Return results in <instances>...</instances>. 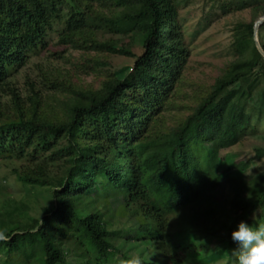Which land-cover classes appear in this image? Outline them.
<instances>
[{
  "label": "trees",
  "instance_id": "1",
  "mask_svg": "<svg viewBox=\"0 0 264 264\" xmlns=\"http://www.w3.org/2000/svg\"><path fill=\"white\" fill-rule=\"evenodd\" d=\"M92 4L109 16L96 13ZM227 6L251 11L249 22L234 26L235 58L183 113L172 100L188 52L177 0H0V160L26 159L22 170H12L17 181L47 189L53 200L39 217L30 216L27 204L0 206V222L19 225L1 240L11 260L4 264H68L72 247L78 263L93 254L97 264H107L117 254L115 241L124 236L105 229L94 199L106 202L111 196L120 199L124 221L137 223V241L162 245L168 217L178 210L209 223L217 213L227 228V245L218 254L230 256L238 248L231 232L240 221L264 223V182L255 186L260 177L264 181V171L242 181L230 199L216 192L224 180L240 179L250 164L221 159L219 152L264 123V58L253 40L264 0H230ZM56 23H62L58 36L64 44L134 57L132 73L111 72L97 89L56 86L69 95L57 110L43 108L33 90L25 104L12 76L44 48ZM98 29L129 36L141 54L100 42ZM257 39L264 51V22ZM5 95L9 107L2 103ZM172 110L178 115L167 124L164 115ZM263 156L256 151L257 158ZM94 191L103 193L95 197Z\"/></svg>",
  "mask_w": 264,
  "mask_h": 264
},
{
  "label": "rangeland",
  "instance_id": "2",
  "mask_svg": "<svg viewBox=\"0 0 264 264\" xmlns=\"http://www.w3.org/2000/svg\"><path fill=\"white\" fill-rule=\"evenodd\" d=\"M230 0H177L178 24L180 26L182 41L187 52L185 64L181 72L180 81L175 86L172 97L175 105L184 108L187 113L197 103L198 99L219 78L225 67L233 61L235 54L232 49L234 41V26L240 22H249L251 11L249 8L232 9L227 6ZM92 7L99 15L109 16L108 10L100 8L97 4ZM67 8L64 7V11ZM62 23L54 24L48 32L46 45L40 47L29 55L26 65L17 73L13 74L11 82L17 87V91L28 105L27 97L34 95L40 99L43 108L57 110L60 102L68 95L56 89V86H67L70 90L90 86L94 89L111 72L123 77L132 73L134 57L109 53L106 50H94L84 44H64L59 41L58 32ZM96 38L100 42H112L118 48L128 47L131 52L138 56L142 52L140 45L133 43L127 35L99 30ZM134 71V70H133ZM264 85V84H263ZM257 99V98H256ZM2 103L10 106L8 95L2 97ZM176 110L164 115V121L171 124ZM255 133H250L242 143L219 152L221 159H229L235 164L250 162L249 167L236 181L226 179L217 189V195L222 198H232L235 190L240 188L242 181L250 180L264 171V156L259 159L256 151L264 152V123L256 125ZM26 159L0 160V206L7 201L30 205V216L39 217L41 208L51 206L53 200L45 188H30L19 183L13 173V169L22 170ZM263 178L256 181V189L263 185ZM102 191H94L96 197ZM108 193L107 195H110ZM106 196V195H105ZM112 197V196H111ZM108 197L105 201L94 199L95 207L103 215L106 222V230L111 233L119 232L121 239L115 241L117 254L112 255L107 264H118L120 259H127L131 255L139 253L143 263L155 264H225L229 256L218 254L224 249L227 241L226 227L221 223V215L215 214L212 223L204 222L197 213L190 210H178L168 217L169 227L166 230L162 245L160 241L136 240L135 231L137 223L125 222L122 214H119V198ZM8 203V204H9ZM15 205V204H14ZM199 209V208H198ZM13 218L17 219V212L13 211ZM121 211H123L121 209ZM16 222H0V230L5 235L14 230ZM124 230L125 232H123ZM124 233V235H123ZM134 239H128V237ZM68 247V244H64ZM179 246V247H178ZM5 244L0 240V264L10 263ZM71 248L68 264H97L93 254H88L84 261L78 263L79 258ZM6 250V251H5ZM5 263V264H7Z\"/></svg>",
  "mask_w": 264,
  "mask_h": 264
},
{
  "label": "clouds",
  "instance_id": "3",
  "mask_svg": "<svg viewBox=\"0 0 264 264\" xmlns=\"http://www.w3.org/2000/svg\"><path fill=\"white\" fill-rule=\"evenodd\" d=\"M231 239L238 248L231 251L225 264H264V223L253 227L240 221L231 232ZM0 240H7L4 230H0ZM118 264H143L139 253L127 259H120Z\"/></svg>",
  "mask_w": 264,
  "mask_h": 264
},
{
  "label": "water",
  "instance_id": "4",
  "mask_svg": "<svg viewBox=\"0 0 264 264\" xmlns=\"http://www.w3.org/2000/svg\"><path fill=\"white\" fill-rule=\"evenodd\" d=\"M263 22H264V17L255 22L253 40H254V44H255L257 51L264 58V51L262 50V48L258 42V39H257V29Z\"/></svg>",
  "mask_w": 264,
  "mask_h": 264
}]
</instances>
